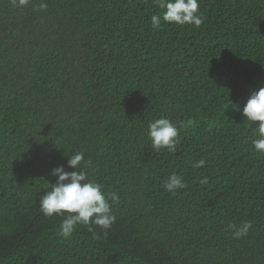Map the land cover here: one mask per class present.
Masks as SVG:
<instances>
[{
  "label": "trees",
  "instance_id": "obj_1",
  "mask_svg": "<svg viewBox=\"0 0 264 264\" xmlns=\"http://www.w3.org/2000/svg\"><path fill=\"white\" fill-rule=\"evenodd\" d=\"M162 11L154 0H0V264H264L259 122L240 112L264 87V0H199V27L153 28ZM161 117L177 126L174 153L150 147ZM76 152L118 196L107 235L77 225L64 238L63 217L38 208L51 169L74 171ZM172 173L187 183L174 195ZM245 222L234 239L229 225Z\"/></svg>",
  "mask_w": 264,
  "mask_h": 264
},
{
  "label": "clouds",
  "instance_id": "obj_2",
  "mask_svg": "<svg viewBox=\"0 0 264 264\" xmlns=\"http://www.w3.org/2000/svg\"><path fill=\"white\" fill-rule=\"evenodd\" d=\"M30 0H12L13 6L22 8ZM156 7L163 10L161 14L151 16L153 28H160L161 22L175 23L177 25L191 24L199 27L204 22V17L198 13L199 0H154ZM41 9L46 4L41 3ZM244 120L249 122L258 121V125L253 128L255 139L252 140V147L258 154H264V87L251 92L243 107L240 109ZM147 136L150 147L158 153L161 149L175 152L177 149L178 129L168 118H156L148 124ZM84 160L83 152H76L68 156L67 164L74 171H66L64 166H57L51 169V175L56 177L55 183L46 186L44 194L40 197L38 208L45 217H63L60 224V235L68 238L73 233L77 225H85L91 231L92 225L107 231L115 222L112 214V204L109 201H117L115 192L105 193L102 185L88 179V174L82 169ZM85 163H90L87 161ZM205 164L203 159L196 161L194 167H201ZM201 185L208 183V178L199 180ZM164 190L170 194H175L177 190L187 187V183L179 174L172 173L163 181ZM232 229L234 239L248 233L251 228L250 222H245L237 227L229 225Z\"/></svg>",
  "mask_w": 264,
  "mask_h": 264
}]
</instances>
